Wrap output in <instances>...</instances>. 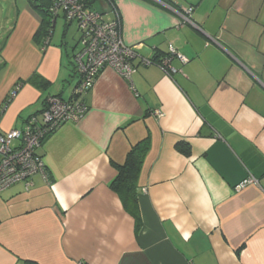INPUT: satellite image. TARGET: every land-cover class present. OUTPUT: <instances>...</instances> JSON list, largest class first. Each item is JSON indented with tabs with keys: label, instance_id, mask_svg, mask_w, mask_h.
Here are the masks:
<instances>
[{
	"label": "crops",
	"instance_id": "1",
	"mask_svg": "<svg viewBox=\"0 0 264 264\" xmlns=\"http://www.w3.org/2000/svg\"><path fill=\"white\" fill-rule=\"evenodd\" d=\"M10 1L0 108L18 92L3 132L22 129L48 97L70 100L79 83V41L70 48L54 32L43 49L34 41L39 13ZM163 1L114 0L124 42L138 54L131 77L106 68L85 96V116L39 149L49 179L0 194V264H264V0ZM97 6L114 20L107 0ZM189 8L186 22L177 12ZM170 45L187 62L173 56L177 71L167 74L157 64ZM36 75L48 86L35 85ZM146 138L136 231L111 183L114 164Z\"/></svg>",
	"mask_w": 264,
	"mask_h": 264
},
{
	"label": "built area",
	"instance_id": "2",
	"mask_svg": "<svg viewBox=\"0 0 264 264\" xmlns=\"http://www.w3.org/2000/svg\"><path fill=\"white\" fill-rule=\"evenodd\" d=\"M108 2L114 15V20L111 22L106 21L100 12L89 8V0H53L51 14L57 16L64 12L67 21L77 22L81 31L80 49L74 55L79 83L70 100L50 97L43 112L31 116L22 129L9 132L0 129V194L20 183H25L26 189L29 190L33 186V178L37 175L45 180L49 179L47 167L39 154L43 137L47 131L59 128L68 122H78L85 116L87 105L83 102L84 97L106 68H111L130 79L133 72L132 61L138 57V54L134 47L124 42L121 15L115 4L112 1ZM159 3L168 7L164 1L159 0ZM192 12L193 8H189L186 10L187 15L177 13L186 22H191ZM173 56H178L183 63L187 62V59L178 55L175 48L170 45L168 56L157 64L167 74L177 71L170 65ZM142 61L145 65L156 64L148 59ZM17 92L18 88L12 91V99ZM156 114L163 115L160 112ZM254 181L255 178L251 177L239 188Z\"/></svg>",
	"mask_w": 264,
	"mask_h": 264
},
{
	"label": "trees",
	"instance_id": "3",
	"mask_svg": "<svg viewBox=\"0 0 264 264\" xmlns=\"http://www.w3.org/2000/svg\"><path fill=\"white\" fill-rule=\"evenodd\" d=\"M96 1L97 0H89L88 7L93 9L92 5ZM108 1H112V3H114V0H108ZM28 2L30 4V6L35 11H37L41 17V24H40L37 32L34 35V41L36 44L41 46L43 49H45L50 44L52 36L55 32V26H56L57 20L59 18H62L65 21V27H66L65 30H68L69 26H71V24L73 22H75V21H70V22L67 21L66 15L64 12H61L57 16H54L51 14L50 8L53 6V0H28ZM80 33H81V31H80ZM80 39H81V37H80ZM80 39H79V42H80ZM74 71L77 73L75 63H74ZM32 81L38 87H47L48 86V82L46 80H43L41 77H39L37 75L33 77ZM15 90L16 89H14L13 91H15ZM11 93L8 95L7 99L5 100L3 107L0 108V117L2 116L6 106L9 105L10 102L12 101ZM51 97H59V96H51ZM49 98L50 97H48L46 100L45 108H46L47 101ZM83 102H85V97H84ZM88 109L89 108L87 106V110ZM41 112H43V111H41ZM39 114H34V115H39ZM34 115H32V116H34ZM59 128H55L53 130L47 131V134L42 139V146L44 145L46 140L54 132H56ZM177 146H178L177 148L184 153L190 152V147L188 144H185L183 142H179ZM149 149H150V140L146 138L145 140H143L140 143H138L137 145H135L129 151V153L126 157V160L123 164H114V167L117 171V175H116L115 179L113 180V182L111 183V188L119 196L124 207L130 213L135 215L136 228H137L136 231H138V229L140 228V225H141L140 217L137 216V211H138V202H137L138 181H139V177L141 174V170L143 167L145 157L147 156ZM30 264H33V263H30Z\"/></svg>",
	"mask_w": 264,
	"mask_h": 264
},
{
	"label": "rangeland",
	"instance_id": "4",
	"mask_svg": "<svg viewBox=\"0 0 264 264\" xmlns=\"http://www.w3.org/2000/svg\"><path fill=\"white\" fill-rule=\"evenodd\" d=\"M96 9L100 13H102L103 11V7L97 6ZM9 10L15 11L14 2L10 0H0V50L2 46L4 45L5 40L9 36L8 32L4 33V29L1 26L4 23L5 19L12 18L11 21L9 22L10 24L8 25V27H6L7 30H9V27L11 26V24L14 23V20L16 18V12L9 13ZM65 29H66L65 21L62 18H59L55 26V37L57 39L59 37L65 36L64 39L66 40V43H68V46L72 48L78 43L81 37L78 24L77 22H73L71 26L68 28V30H65ZM77 49L78 50L80 49V45L78 46Z\"/></svg>",
	"mask_w": 264,
	"mask_h": 264
}]
</instances>
